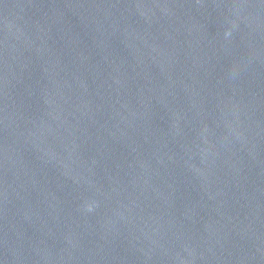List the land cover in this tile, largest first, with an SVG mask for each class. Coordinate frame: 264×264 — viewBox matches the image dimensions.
<instances>
[{
	"label": "water",
	"instance_id": "water-1",
	"mask_svg": "<svg viewBox=\"0 0 264 264\" xmlns=\"http://www.w3.org/2000/svg\"><path fill=\"white\" fill-rule=\"evenodd\" d=\"M0 264H264V0H0Z\"/></svg>",
	"mask_w": 264,
	"mask_h": 264
}]
</instances>
